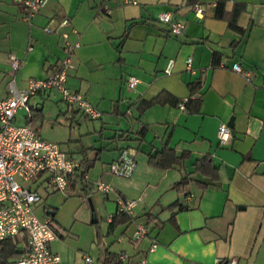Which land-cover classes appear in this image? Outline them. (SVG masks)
Wrapping results in <instances>:
<instances>
[{
	"label": "crops",
	"instance_id": "0c3cea01",
	"mask_svg": "<svg viewBox=\"0 0 264 264\" xmlns=\"http://www.w3.org/2000/svg\"><path fill=\"white\" fill-rule=\"evenodd\" d=\"M220 1L223 16L216 14ZM165 10L187 21L184 32L175 35L157 19ZM28 14L23 0H0V97L11 78L21 88L50 74L65 50L61 33L45 26L69 16L60 29L76 28L70 38L80 45L68 86L101 111L89 117L51 89L31 97V120L25 107L15 116L59 142L86 172L85 188L80 177L65 189L48 172L33 178L41 196L35 212L54 223V264H264V0H45ZM11 53L21 59L16 70ZM131 75L139 78L134 86ZM222 122L232 123L224 143ZM165 143L184 157L169 166L151 162L150 152ZM125 148L136 158L130 176L110 169ZM183 177H190L185 190L177 186ZM120 196L137 204L128 219L112 223ZM177 201L181 209L171 206ZM141 222L149 231L135 240ZM12 238L19 252L9 256L13 264L27 236Z\"/></svg>",
	"mask_w": 264,
	"mask_h": 264
},
{
	"label": "built area",
	"instance_id": "2783aa9c",
	"mask_svg": "<svg viewBox=\"0 0 264 264\" xmlns=\"http://www.w3.org/2000/svg\"><path fill=\"white\" fill-rule=\"evenodd\" d=\"M45 2V0H23L28 6L31 15ZM194 9L199 15L205 13L202 3H195ZM157 19L169 26L171 33L179 35L184 32L187 21L180 18L174 11H161ZM70 23V17L64 16L56 26H45L46 31H59L63 37L65 55L56 63L49 75L43 78L31 77L25 87H18L15 78L8 83V95L0 97V242L9 237H16L22 233L27 236L25 253L13 264H54L60 261V255L55 253L50 246L51 240L56 236L54 223L51 216L39 217L35 212V204L41 200L37 190L31 185L24 184L22 180H33L40 172H48L50 181L59 189L69 185V176L81 166V160L68 154L59 142L45 138L39 129L27 123H17L15 116L19 108L25 107L28 118L31 120L32 105L30 99L33 95L51 89H56L69 105L76 106L87 116L95 118L101 111L92 104L85 95L68 86V66L74 50L80 41L70 38L72 30L60 29ZM31 48V46H30ZM11 62L14 70L18 69L21 59L11 53ZM174 59L170 58L165 68L171 72ZM191 67V57L188 58ZM234 70L241 71L239 62L232 66ZM247 74V73H245ZM139 78L131 75L127 83L134 86ZM185 107V102H180ZM232 136V130L227 122H222L218 129L220 142H226ZM136 166V158L128 149H123L117 160L110 164V169L117 175L130 176ZM137 204L135 198H119L118 211L130 214ZM149 231L145 222L137 225L134 239L140 240ZM158 246L155 239L152 249ZM87 262H92L90 255L85 257ZM225 264H238L236 258L227 259Z\"/></svg>",
	"mask_w": 264,
	"mask_h": 264
},
{
	"label": "trees",
	"instance_id": "16d2710c",
	"mask_svg": "<svg viewBox=\"0 0 264 264\" xmlns=\"http://www.w3.org/2000/svg\"><path fill=\"white\" fill-rule=\"evenodd\" d=\"M225 7H224V2L220 1L218 2V4L216 5V14L219 16H223L225 15ZM230 25L232 27H236L238 28L239 25L237 23V20L235 17H232L230 19ZM214 57L217 58V54H214ZM145 130V128L140 130V134ZM126 132H123V134L119 135V137H123V135H125ZM184 153L182 155H178L176 153V151L174 150V148H172L171 146L168 145V143H165L161 148H157L155 149L153 152H150V161L160 165V166H169L172 165L178 161H180L183 157H184ZM207 158V156L201 158L198 160L199 161H203ZM85 170H81L80 168L74 172L73 174H71L69 176V184H71V182L77 180V177H80L79 179L81 181H83L84 185L83 188L87 187L89 184L85 183V179H86V174H85ZM190 182V177H183L178 183L177 186L179 188L182 189H186L185 186ZM172 207L181 209L183 207V204L180 201L174 202L173 205H171ZM174 213H176V211L174 210ZM130 217V214L121 212V211H117L116 214H114L113 219H112V223H116L117 220H119V218L121 220H126ZM120 220V221H121ZM18 244L17 241H15L12 237L6 238L5 240H3L0 243V264H12L9 256L12 254H17L19 253L17 250Z\"/></svg>",
	"mask_w": 264,
	"mask_h": 264
},
{
	"label": "rangeland",
	"instance_id": "374dc122",
	"mask_svg": "<svg viewBox=\"0 0 264 264\" xmlns=\"http://www.w3.org/2000/svg\"><path fill=\"white\" fill-rule=\"evenodd\" d=\"M20 180L26 185H33V180H22V179Z\"/></svg>",
	"mask_w": 264,
	"mask_h": 264
},
{
	"label": "water",
	"instance_id": "95a60500",
	"mask_svg": "<svg viewBox=\"0 0 264 264\" xmlns=\"http://www.w3.org/2000/svg\"><path fill=\"white\" fill-rule=\"evenodd\" d=\"M228 124H229V125H231L232 123H231V122H229ZM92 204H93V203H92ZM92 208L94 209V205H92Z\"/></svg>",
	"mask_w": 264,
	"mask_h": 264
}]
</instances>
